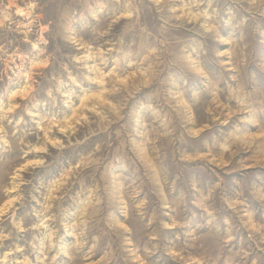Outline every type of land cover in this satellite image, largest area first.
<instances>
[{"label": "rangeland", "instance_id": "374dc122", "mask_svg": "<svg viewBox=\"0 0 264 264\" xmlns=\"http://www.w3.org/2000/svg\"><path fill=\"white\" fill-rule=\"evenodd\" d=\"M0 264H264V0H0Z\"/></svg>", "mask_w": 264, "mask_h": 264}]
</instances>
